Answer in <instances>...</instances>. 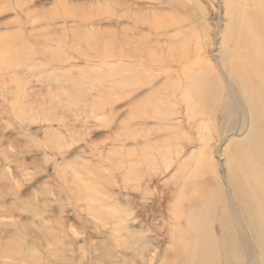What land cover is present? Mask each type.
Here are the masks:
<instances>
[{
    "label": "rangeland",
    "instance_id": "rangeland-1",
    "mask_svg": "<svg viewBox=\"0 0 264 264\" xmlns=\"http://www.w3.org/2000/svg\"><path fill=\"white\" fill-rule=\"evenodd\" d=\"M225 1L0 0V42L2 38L17 33V24L23 26L22 36L27 34L34 38L56 36L60 33L72 36L79 32L89 37H98L103 42H111L113 38H124L127 34H137L139 38L140 33H143L152 45L154 42H161L164 49L172 47L175 35L180 41H177L178 44L189 42V45H186L191 57L195 62L200 59L201 62H197L205 66L196 63L199 68L202 66L203 72H198L197 79L194 77L196 82L193 80L190 83L184 98L176 80L173 88V83L166 84L164 73L167 71L164 69L142 74L125 72L122 81L119 79L121 75L117 76L116 72L120 74L118 68L123 67V64L126 66V62H118L120 67L117 63L101 68L84 65V69L88 71L78 74L84 82L80 81L81 89L73 94L70 92L73 85L71 81L59 78L63 72H69V67L46 68L35 59L31 65L15 66L9 71L4 65L12 55L0 53V245H8L16 253V257L0 254V264H170L181 249L184 251L187 248L190 252L188 254L187 250L184 251L187 253L184 255L188 256L185 259L187 264H227V260L232 262L230 264H235L236 261V264H240L238 257L241 255L250 259L251 264L264 263L260 257L263 250L261 246H264V215L260 216L262 210L261 214H264V187L261 185L264 184V17L263 20L260 18L264 16V0H260L261 3L259 0H247L248 4L246 0H232L239 2L237 5L227 0V4L231 3L229 8L226 7ZM232 6H236L237 11L230 10L233 9ZM247 8V13L242 11ZM66 9L83 16L88 15L87 12L93 11V14L81 21L67 17ZM225 11L232 13L231 18ZM54 12L63 16V20L45 24L44 18ZM234 12H237L236 16ZM143 16L146 20L156 19V22L166 19L167 21L163 22L166 21L167 24L178 20V25L174 23L177 28L169 26L172 30L169 28L167 32H161L162 35L158 34L159 42L153 34L150 35L147 24H142L143 28L140 26V30H130L131 21ZM239 16L246 18L243 19L244 26ZM235 22L238 23L237 26ZM257 26L260 28L255 30ZM183 31L190 40H185ZM188 31H191V34ZM247 34L250 39H247ZM223 35L226 39H223ZM228 35L240 41L237 47V41L229 39ZM176 40L174 45H177ZM244 41H250L246 44L247 48L249 45V50L245 49ZM193 43L196 46H192ZM165 44L169 46L166 47ZM194 47L196 51L193 50ZM224 47L228 48L227 51ZM222 50L226 52L225 56ZM244 51L250 52L246 55ZM255 53L257 55H253ZM18 62L21 63L20 59ZM81 66L83 65L80 64ZM114 66L118 68H114L112 72ZM89 71L92 73L89 74ZM108 71L113 73L112 78L111 72L108 74ZM175 71L172 69L168 72L173 76ZM157 72L158 75L153 76ZM97 74L101 78L98 82L100 86L92 89L88 80L92 76L95 78ZM125 77L129 78L130 84L133 81V85L127 84ZM10 78H14V82L6 86L4 82ZM136 79H142L141 82L151 81L154 90L160 89L165 92L164 95L172 97L166 101L165 107L161 108L163 111L154 106L155 101L163 97L160 96L161 93L153 97L149 90L146 91L147 88H143L139 92L136 91L137 94L129 96L140 83L138 81L137 84ZM111 81L119 85L109 87L112 85ZM113 87H117V90ZM119 87L121 89H118ZM203 87L204 90L201 89ZM242 87L252 97V106L242 99ZM172 89L176 91L173 92ZM230 90L235 93V100ZM103 91H107L109 99L101 98L98 92ZM173 93H176V98L172 96ZM70 95L77 97L75 105L69 101ZM152 98L154 99L150 100ZM106 100H111V104ZM140 100H143L145 108L138 105ZM182 101L190 105L193 111L198 110L200 114L196 112L197 116H193L191 121L184 120L180 107L177 106ZM168 103L170 104L167 106ZM164 108L168 113L173 110L180 112L179 119L176 120L177 125L170 128L154 119L142 121L135 116L136 112L163 113ZM203 114L206 117L203 118ZM235 139L236 141H233ZM143 158H146V166L142 162ZM232 171L235 174H232ZM255 172H260L259 180ZM260 174H263V177ZM192 177L196 180L192 181ZM259 181L262 183L258 184ZM256 193L258 196H255ZM199 194H203L201 198ZM247 197L254 208L249 216L243 207L249 202ZM259 199L262 202L258 201ZM180 209L182 210L177 211ZM190 212H194L195 217L199 219L196 221ZM189 214L194 219L190 218ZM255 216H258V219ZM260 218L262 220L258 221ZM190 220H193V223ZM195 223H199L196 227H203L207 234L193 228L192 224ZM208 235L209 243L206 242ZM195 236L196 240L193 238ZM255 236L261 246H258ZM225 239L228 242L225 243ZM197 244L200 247L198 250ZM195 251L197 256L194 255Z\"/></svg>",
    "mask_w": 264,
    "mask_h": 264
},
{
    "label": "bare ground",
    "instance_id": "bare-ground-1",
    "mask_svg": "<svg viewBox=\"0 0 264 264\" xmlns=\"http://www.w3.org/2000/svg\"><path fill=\"white\" fill-rule=\"evenodd\" d=\"M240 1H242V0H239V2ZM247 1V0H246ZM250 1V0H249ZM255 1V0H254ZM262 1V0H261ZM261 1L259 0V3H261ZM226 3H225V5L227 4V0L225 1ZM231 2H232V0H231ZM235 2V1H234ZM234 2H232L233 4H234ZM239 2H235V4L237 5V3H239ZM245 2V1H244ZM251 2V1H250ZM256 3V2H255ZM258 3V2H257ZM229 4H231V3H229ZM229 4H227L226 5V7H228L229 8ZM242 4V3H241ZM241 4H240V6H241ZM247 4H248V1H247ZM254 5V3L251 5V6H253ZM244 7H245V5H243ZM249 6V5H248ZM247 6V7H248ZM225 7V10L227 9ZM236 6H232V8L233 9H230V10H233L234 11V9L237 11V9L235 8ZM231 8V7H230ZM241 8V7H240ZM240 8H239V10H240ZM243 8V7H242ZM241 8V9H242ZM252 8H254V7H252ZM259 9V8H258ZM258 9H256L257 11H258ZM262 9V8H261ZM260 9V10H261ZM99 10H101V9H99ZM227 11V10H226ZM225 11V12H226ZM242 11H245L246 13H247V11H248V8H247V10H242ZM94 12H97V11H94ZM239 12V11H238ZM245 12H243V14H244V16H245ZM250 12H253V10L251 11L250 10ZM259 12V11H258ZM261 12V11H260ZM138 13V12H137ZM227 13V12H226ZM231 13V12H230ZM230 13H227L226 15L227 16H231L232 15V13L230 14ZM235 13V12H234ZM240 13H241V10H240ZM249 13V12H248ZM87 14L88 15H85V16H83V15H80V14H77L75 11H73V10H68V9H66L65 10V15L67 16V17H74V18H77V19H79V20H81V21H83V20H85L90 14H93V11L92 12H87ZM140 13H138V15H139ZM161 14V13H160ZM236 14H237V12L235 13V16H236ZM262 14V13H261ZM249 16H253L252 14L250 15V14H248ZM248 15H246V17H248ZM260 15V14H259ZM25 16H27V13L25 14ZM140 16V15H139ZM158 16V15H157ZM162 16L164 17V15L162 14ZM171 16V15H170ZM238 16V15H237ZM241 16V15H240ZM239 16V17H240ZM144 17L145 16H143V17H141V19H140V17L139 18H135V20H132L131 21V26H130V30H133L134 28H137V29H139L140 30V26H141V28H143L142 27V24H147L148 25V27L147 28H149L148 30L150 31V35H154V37H156V41H159L160 42V40H159V38L157 37L158 36V34H160L161 32L163 33V32H167L168 30H169V28H173V27H175V25H174V23H176V22H178V20H176V22H175V20H174V22L172 23L171 21H170V19H169V21L171 22V24H167V20L166 19H163V18H159L160 20H166L165 22H163V20H162V22L161 21H159V22H156V19L154 20V21H152L151 19L150 20H146V19H144ZM161 17V16H160ZM177 17L178 16H176V19H177ZM228 17V18H229ZM256 17H257V15H256ZM263 17L264 16H260V18H262V20H263ZM49 18V19H48ZM48 18H44V20H43V22L45 23V24H54V23H56V22H58V21H62L63 20V16H60V15H58V13L57 12H54L53 14H51ZM148 18V17H147ZM149 18H151V17H149ZM165 18H166V16H165ZM231 18V17H230ZM229 18V19H230ZM258 18V17H257ZM130 19V18H129ZM239 19V18H238ZM238 19H237V21H238ZM242 19V20H241ZM243 19H246L245 17L243 18H241L240 17V21L243 23V25L242 26H244V20ZM253 19V18H252ZM172 20H173V18H172ZM180 20V19H179ZM234 21H235V19H233ZM249 20V19H248ZM254 20V19H253ZM185 21V20H184ZM230 21H231V19H230ZM236 21V22H237ZM233 22V21H232ZM236 22H235V25L237 26L238 25V23L236 24ZM230 23V22H229ZM241 23V24H242ZM253 23H254V21H253ZM263 23H264V20H263ZM177 24V23H176ZM180 25H181V22L179 23ZM185 24H186V21H185ZM240 24V23H239ZM248 24H250V23H248ZM255 24V23H254ZM172 25H174V26H172ZM178 25V24H177ZM232 26L234 25V24H231ZM169 26H171V27H169ZM229 26V25H228ZM241 26V25H240ZM241 26V27H242ZM253 26V25H252ZM255 26V25H254ZM253 26V27H254ZM145 27V26H144ZM180 27V26H179ZM179 27H178V31L180 30L179 29ZM182 27H184V26H182ZM16 28H17V33L16 34H14V36H9V37H4V38H2L3 40L0 42V53L1 54H6V53H10L11 55H12V58L4 65V67H5V69H7V70H12V68H14L15 66H24V65H31V64H33L32 62H34V60L35 59H38L39 61H40V63L42 64V66H44V67H46V68H51V69H63L64 67H69L68 68V70H69V72H67V73H65V72H63L61 75L62 76H59V78L61 77V79H66V80H69V81H71V84H73V85H71V86H69V87H71V89H70V92L71 93H75V91L76 90H79V88L81 89V82L80 81H83V80H80V78L78 77V74L79 73H81V72H85V71H88V70H86V69H84L85 67H84V65H87V67H90V66H95V67H104V66H108L109 64H115V63H117L116 65H118V62H126V66H124V64H123V67L121 66H119L118 65V67H120V68H118L117 66V68L119 69V72H120V74H117V72H116V75L117 76H119V75H121L120 77H119V79H124L123 78V76H125L124 74H126L127 72H132V73H134V74H136V72L137 73H139L140 72V74H142V72H147V71H151V70H161V69H164V70H166L167 72L166 73H164V77H165V81H166V84H174V86H172V88L173 87H175V82L177 81V84H179L180 85V88H181V93H182V95L181 96H183V98H184V94L185 93H187L188 92V88H189V85H190V83L194 80V77L196 78V75L197 74H199L198 72L200 71V72H203L202 71V69H201V67L202 66H204V65H202L201 63H199V62H201L200 61V59H197L196 60V62L194 61V58H192L191 57V55H190V53H189V51H188V48H187V45H189V42H185V44H178L177 43V41H179L177 38H175V35H173V37H174V39L176 40V43H177V45H174V42H175V40L173 41V45H172V47H168L167 49L165 48H163L162 46H161V42L158 44V43H156V42H154L153 43V45L151 44V41L150 40H148V38H147V35L145 36L143 33H140L141 34V37H139L138 38V36H137V34H127L124 38H120V39H117V38H113V40L111 41V42H103L100 38H98V37H95V38H93V37H89V36H87V35H85V34H82V33H79V32H75L72 36H68V35H63V34H57L56 36H54V35H51V36H41V37H39V38H34L33 36H31V35H27L26 34V36H22L21 35V32H22V30H23V26L22 25H20V24H17L16 25ZM172 28H171V30H172ZM175 28H177V27H175ZM239 28V27H238ZM260 27L259 26H257V28H255V30L256 29H259ZM241 29V28H240ZM243 29V28H242ZM263 29V28H262ZM177 30V29H176ZM234 30V29H233ZM237 30V29H236ZM235 30V31H236ZM229 31V30H228ZM234 31V32H235ZM239 31V30H238ZM242 31V30H241ZM245 31V30H244ZM258 31V30H257ZM261 31H263V30H261ZM57 32V31H56ZM189 32V31H188ZM227 32V31H226ZM243 32V31H242ZM242 32H241V34H242ZM250 32V31H249ZM162 33L160 34V35H162ZM179 33V32H178ZM181 33H182V30H181ZM190 34H191V31L189 32ZM223 33H225V32H223ZM229 33L231 34V31H229ZM232 33H233V31H232ZM238 33V32H237ZM258 33V32H257ZM259 33H261L260 32V30H259ZM263 33V32H262ZM261 33V34H262ZM235 34H236V32H235ZM249 34V33H248ZM248 34H247V39L249 38L248 37ZM152 35V36H153ZM168 35V37H169V34H167ZM178 35V34H177ZM180 35V34H179ZM178 35V36H179ZM183 35H184V31H183ZM182 35V36H183ZM263 35V34H262ZM137 36V37H136ZM140 36V35H139ZM185 36V40L186 41H188V40H190V39H187V37H186V35H184ZM191 36V35H190ZM228 36H230V35H228ZM237 36V35H236ZM250 36V35H249ZM261 36V35H260ZM162 37V36H161ZM160 37V38H161ZM171 37V36H170ZM225 37H226V35H225ZM245 37V32H244V35H243V38ZM251 37V36H250ZM262 37V36H261ZM164 38H165V36H164ZM182 38V37H181ZM190 38V37H189ZM231 38V36L229 37V39ZM233 38V37H232ZM231 38V39H232ZM263 38V37H262ZM262 38H260V40L262 41ZM163 39V38H162ZM161 39V40H162ZM168 39V38H167ZM170 39V38H169ZM168 39V40H169ZM191 39H192V37H191ZM223 39H226V38H224V35H223ZM235 41H237L236 43H238V44H236V47H237V45H239V40H236L235 39V37L233 38ZM250 39V38H249ZM167 40V41H168ZM181 40V39H180ZM233 40V41H234ZM240 40H242V37H241V39ZM165 41V40H164ZM226 41V40H225ZM234 41V42H235ZM239 41V42H238ZM172 42V41H171ZM180 42V41H179ZM224 42V41H223ZM229 43H230V41H228ZM245 42V41H244ZM247 42H250V41H247ZM247 42H245V44L243 43V45H245V49H247V50H249L248 48H249V45H248V48H247V46H246V44H247ZM252 42H253V40H252ZM162 43H163V41H162ZM169 43H170V41H169ZM164 44V43H163ZM187 44V45H186ZM226 44H227V41H226ZM225 43H224V45H226ZM251 44V43H250ZM264 44V43H263ZM166 45V44H165ZM231 44H229V46H230ZM167 46H169L168 44L166 45V47ZM192 46H196V45H194V43H193V45ZM251 46V45H250ZM252 46H254V45H252ZM255 46H257V45H255ZM226 47H227V45H226ZM33 48H35L34 50H32ZM190 48V47H189ZM225 48V47H224ZM233 48V47H232ZM242 48V47H241ZM254 48V47H253ZM257 48H258V46H257ZM261 48H263V47H261ZM196 48L194 47V49L193 50H195ZM222 49H223V47H222ZM226 49V48H225ZM228 49V48H227ZM227 49H226V51H227ZM230 50V49H229ZM244 50V49H243ZM196 51V50H195ZM223 51V50H222ZM261 51V50H260ZM224 52V56H225V51H223ZM241 52V51H240ZM245 52V51H244ZM250 52V51H249ZM248 51H246L244 54H246V53H249ZM264 52V51H263ZM239 53V52H238ZM227 54H229L230 55V53H227ZM194 55V54H193ZM192 55V56H193ZM198 55V54H197ZM247 55V54H246ZM253 55H257L256 53L255 54H253ZM259 55V54H258ZM195 56V55H194ZM198 57H199V55H198ZM255 58H256V56H254ZM259 57V56H258ZM257 57V58H258ZM219 58H220V56H219ZM20 59V61H21V63L20 62H18V60ZM224 59V58H223ZM261 59V58H260ZM226 60V59H225ZM228 60V59H227ZM247 60H248V58H247ZM252 60V59H251ZM250 60V61H251ZM197 61H199V62H197ZM237 61V60H236ZM229 62V61H228ZM231 62V61H230ZM238 62V61H237ZM244 62V61H243ZM247 62V61H246ZM196 63H198L199 65H202V66H200V68H199V65H197ZM221 63H222V61H221ZM224 63H225V61H224ZM78 64V65H77ZM80 64L81 65H83V66H81L80 67ZM120 65L122 64V63H119ZM128 64V65H127ZM218 64H219V62H218ZM217 64V65H218ZM229 64V63H228ZM250 65V64H249ZM222 66V65H221ZM115 66L113 67V69H112V72L114 71V68H116ZM205 67V66H204ZM34 68H36L37 69V66H35ZM111 68H112V66H111ZM116 68V69H117ZM208 68V67H207ZM210 68H212V67H210ZM104 69V68H103ZM109 69V68H108ZM172 69H175L176 71H175V74L172 76V73H170V72H168L169 70H172ZM199 69H201V70H199ZM213 69V68H212ZM224 69V68H223ZM109 70H111V69H109ZM103 71V70H102ZM104 71H107V70H105L104 69ZM116 71V70H115ZM219 71V70H218ZM221 71V70H220ZM95 72V69L93 70V73ZM109 72H111V71H108L107 73L109 74ZM111 72V74H110V77L112 78L113 76H112V73ZM126 72V73H125ZM159 72V71H158ZM158 72H157V74L155 75H153V76H157L158 75ZM204 72H206L205 70H204ZM87 73V72H86ZM91 73H92V71H91ZM90 73V71H89V74H91ZM131 73V74H132ZM222 73V72H221ZM96 74V73H95ZM115 74V73H114ZM140 74H139V76H140ZM201 74V73H200ZM226 74V73H225ZM116 75H114L115 77H116V79H117V76ZM109 76V75H108ZM138 76V75H137ZM152 76V75H151ZM153 76L151 77V78H153ZM133 77V76H132ZM143 77H145V78H147L146 76H143ZM142 77V79H144ZM150 77V76H149ZM54 78H56V76L54 77ZM54 78H53V80H54ZM133 78H135V77H133ZM151 78L149 79V80H151ZM158 78V77H157ZM174 78V79H173ZM199 78V77H198ZM238 78V77H237ZM129 78H127V77H125V82H128L129 80H128ZM142 79L140 80H137L136 79V82H137V84H138V81H140V83H139V85H137V88H135L134 90H132V92H130L129 93V96H133L134 94H137L138 92H139V90H141V89H143V88H147V90L146 91H150V93L152 94V96L154 97V95H156V96H158L157 94H159V93H161L160 94V96L162 95L163 97L162 98H160V99H158V100H156L155 101V104H154V106H155V108L157 107V109H160V111H163V110H161V108L164 106V104L166 103V101L167 100H171V98L172 97H170V96H166V95H164L163 93H165L164 91H160V89H156V90H154V88H153V86L150 84V82H148V81H143V82H141L142 81ZM154 79H155V77H154ZM197 79V78H196ZM56 80V79H55ZM101 80V78H100V76L97 74V75H95V78H94V76H92L89 80H88V84H90L93 88L92 89H94V87H99L100 85H99V81ZM131 80H132V78H131ZM145 80V79H144ZM156 80V79H155ZM154 80V81H155ZM174 80H176L175 82H174ZM116 80H114V82H115ZM120 81V80H119ZM123 81V80H122ZM134 81H135V79H134ZM153 81V80H152ZM153 81V82H154ZM195 81V80H194ZM13 82H14V78H10V79H7V80H5V82H4V84L6 85V86H10V85H12L13 84ZM84 82V81H83ZM90 82V83H89ZM113 81H111V83H112ZM130 83H131V81H129ZM127 83V84H130V83ZM136 82H134V83H136ZM196 82V81H195ZM198 82H201V81H198ZM234 82V81H233ZM236 82H237V80H236ZM119 83V82H118ZM123 83V82H122ZM152 83V82H151ZM227 83V82H226ZM106 84H107V82H106ZM106 84L104 83V86H106ZM126 84V85H127ZM115 86V85H119V84H113L112 83V85L111 86H109V87H112V86ZM123 85V84H122ZM130 85H133V81H132V84H130ZM197 85V84H196ZM195 85V86H196ZM201 85V84H200ZM228 85V84H227ZM107 86H108V84H107ZM120 86H121V81H120ZM124 86V85H123ZM128 86V85H127ZM126 86V87H127ZM156 86V85H155ZM154 86V87H155ZM169 86V85H168ZM167 86V87H168ZM191 86H193V85H191ZM21 87V86H20ZM90 87V86H89ZM118 87V86H117ZM117 87H113L114 88V90H115V88H116V90H117ZM128 87H130V86H128ZM159 87V86H158ZM160 87H161V85H160ZM177 87H179V86H177ZM194 87V86H193ZM156 88V87H155ZM195 88H197V86L195 87ZM98 89V88H97ZM96 89V90H97ZM118 89H121L120 87L118 88ZM169 89V88H168ZM171 89V88H170ZM201 89H203L204 90V87L203 88H201ZM99 90V89H98ZM97 90V91H98ZM175 90V89H174ZM173 89H172V91L173 92H175ZM198 90V92L200 91V89H197ZM232 90V89H231ZM230 90V91H231ZM101 91V90H100ZM136 91H138V92H136ZM148 91V92H149ZM107 92V91H106ZM106 92H98V93H100V96H101V98L103 97V98H107L108 97V99H109V96H107L106 95ZM111 92V91H110ZM112 92H114V91H112ZM116 92V91H115ZM119 92V91H118ZM117 92V93H118ZM120 92H121V90H120ZM125 93V92H124ZM149 93V95L151 96V94ZM204 93V92H203ZM120 94V93H119ZM126 94V93H125ZM148 94V93H147ZM146 94V95H147ZM168 94V93H167ZM175 94L176 93H173L172 94V96H174V98H176L175 97ZM231 94L233 95V97H234V100H235V98H236V95H235V93L233 92V91H231ZM240 94H241V96H242V99L246 102V103H249L251 106H252V103H251V99H252V97H250V95H248V93L244 90V88L242 87L241 88V91H240ZM105 95H106V97H105ZM120 95H122V94H120ZM127 95V94H126ZM179 95H180V93H179ZM178 95V96H179ZM226 95H228L227 93H226ZM155 96V97H156ZM190 96V95H189ZM111 97V96H110ZM146 97V96H145ZM144 97V98H145ZM188 97V96H187ZM202 97V96H201ZM224 97V96H223ZM99 98V97H98ZM100 98V99H101ZM150 98V97H149ZM180 98V97H179ZM182 98V99H183ZM203 98V97H202ZM68 99H69V101H71V104H73L72 102H74V101H76L77 100V97L76 96H74V95H70V97H68ZM76 99V100H75ZM99 99V100H100ZM107 99V100H108ZM154 98H152V99H150V100H153ZM157 99V98H156ZM182 99H180V100H182ZM190 99H192V96L190 97ZM227 99V98H226ZM98 100V101H99ZM103 100V99H102ZM102 100H101V102H102ZM106 100V101H107ZM111 100H112V98H111ZM110 100V101H111ZM194 100V99H193ZM110 101H107V102H109V105L111 104L110 103ZM149 101V100H148ZM183 101H184V99H183ZM181 102V103H179V105L177 104V106L178 107H180L179 109L181 110L180 112H181V114L183 115V118H184V120H186L187 119V121L188 120H192V117L194 116L195 117V115L197 116V114H200V112L198 111V110H196V112H198L197 114H196V112L195 111H193L189 106L190 105H188L187 103H185V102ZM227 101V100H226ZM172 103H173V101H171ZM187 102V101H186ZM202 102H203V100H202ZM222 102H224L225 104H224V106L226 107V102L224 101V99L222 100ZM237 102V101H236ZM235 102V103H236ZM76 103H77V101H76ZM75 102H74V105L76 104ZM97 103H99V102H97ZM148 103V102H147ZM151 103V102H150ZM153 103V102H152ZM189 103H191V102H189ZM196 103V105H197V102H195ZM204 103V102H203ZM100 104V103H99ZM107 104V103H106ZM170 103H168V104H166L167 106L169 105ZM194 104V103H193ZM105 105V104H104ZM138 105H140V106H142V107H146L145 105H144V102H143V100H140V101H138ZM150 105V104H149ZM152 105V104H151ZM203 105V104H202ZM223 105V104H222ZM108 106V105H107ZM192 106V105H191ZM223 106V108H225ZM110 107V106H109ZM141 107V108H142ZM150 107V106H149ZM165 107V106H164ZM176 107V106H175ZM195 107V106H194ZM239 107H240V105H239ZM148 108V107H147ZM152 108V107H151ZM169 108V107H168ZM167 108V109H168ZM201 108H203V107H201ZM153 109V108H152ZM163 109V108H162ZM170 109V108H169ZM222 109V108H221ZM220 109V110H221ZM226 109V108H225ZM238 109V108H237ZM248 109V108H247ZM201 110V109H200ZM240 110V109H239ZM134 111H136V110H134ZM143 111V110H142ZM229 111V110H228ZM233 111V110H232ZM156 112H158V111H156ZM180 112H174V110L173 111H171V113L169 112L168 113V111H165V108H164V112L163 113H156V114H153L154 113V111H153V115L152 114H148V113H144V114H139V113H135V116H137L140 120H142V121H145V120H148V119H150L151 118V120H156V121H158L159 123L161 122V124L163 123L164 125H168L170 128H171V126H175V125H177L178 123H177V121L176 120H178L179 118V115H180ZM231 112V111H230ZM230 112H228V113H230ZM234 112V111H233ZM241 112V111H240ZM203 113V112H202ZM220 113V112H219ZM232 113V112H231ZM239 113V112H238ZM204 115V114H203ZM203 115H201L203 118L204 117H206L205 115L203 116ZM231 115V114H230ZM227 116V115H226ZM234 116V115H233ZM232 116V117H233ZM242 116V115H241ZM230 117V116H229ZM178 118V119H177ZM226 118V117H225ZM239 118V117H238ZM251 119V118H250ZM200 120V119H199ZM199 120H197V121H199ZM202 120V119H201ZM206 120V119H205ZM215 120V119H214ZM226 120H224V122H225ZM204 122V121H203ZM223 122V123H224ZM251 122V121H250ZM226 123V122H225ZM224 123V124H225ZM160 124V125H161ZM199 124V123H198ZM215 124V123H214ZM200 127H201V121H200ZM250 125H251V123H250ZM250 125H249V129H250ZM206 126V125H205ZM204 126V127H205ZM199 127V126H198ZM253 127V126H252ZM223 128V127H222ZM221 128V129H222ZM205 129V128H204ZM219 130V129H218ZM220 131V130H219ZM223 131V130H222ZM222 131H220V132H222ZM202 132H203V128H202ZM223 133H224V131H223ZM229 133V132H228ZM231 133V132H230ZM233 133V132H232ZM248 133V132H247ZM260 133V132H259ZM221 134V133H220ZM203 135V134H202ZM227 135V134H226ZM246 135V134H245ZM222 136V135H221ZM204 136H202V138H203ZM170 138V137H169ZM233 138V137H232ZM246 138V137H245ZM251 138V137H250ZM249 138V139H250ZM254 138H255V136H254ZM172 139V138H171ZM175 139V138H174ZM229 140V139H228ZM172 142L174 141V140H171ZM176 141H177V139H176ZM178 141H179V139H178ZM177 141V142H178ZM230 141H232V139L230 140ZM233 141H236V139L235 140H233ZM241 141V140H240ZM172 142H170L171 144H174V143H172ZM255 142H257V141H255ZM254 142V143H255ZM169 143V144H170ZM243 144H244V142H242ZM242 143H240V145L242 144ZM245 143H246V141H245ZM166 144V143H165ZM170 144V145H171ZM239 144V143H238ZM247 144H248V142H247ZM236 144H234V146H235ZM248 146V145H247ZM241 147H243L242 145H241ZM249 147H251V146H249ZM258 147H259V144H258ZM257 147V148H258ZM261 147H262V144H261ZM149 148H150V146H149ZM235 148V147H234ZM237 148V147H236ZM248 148V147H247ZM256 149V148H255ZM237 150V149H236ZM241 150V149H240ZM260 150V149H259ZM259 150H257V152H259ZM233 151V150H232ZM263 151V150H262ZM231 152V151H230ZM261 152V151H260ZM252 153V152H251ZM250 153V154H251ZM262 153V152H261ZM257 155V154H256ZM262 155V154H261ZM263 156V155H262ZM258 157H259V155H258ZM141 159H142V157H140ZM199 158V157H198ZM242 158V157H241ZM254 158V157H253ZM146 158H143V160H142V162H143V164L144 163H146L145 160ZM261 159V158H260ZM158 161V160H157ZM196 161V160H195ZM236 161V160H235ZM241 162V161H240ZM148 163V162H147ZM161 163V162H160ZM164 163V162H163ZM204 163V162H203ZM242 164V163H241ZM264 164V163H263ZM145 165V164H144ZM147 165V164H146ZM145 165V166H146ZM246 165V164H245ZM253 165V164H252ZM232 166V165H231ZM234 166V165H233ZM259 166H260V164H259ZM262 167H264V166H262ZM194 168V167H193ZM255 167H253V169H254ZM257 168H259V167H257ZM262 169V168H261ZM195 170V169H194ZM194 170H192V172H195ZM200 170V169H199ZM245 170V169H244ZM255 170V169H254ZM230 171V170H229ZM170 172V171H169ZM231 172V171H230ZM262 172V171H261ZM180 173H181V171H180ZM179 172H178V174H180ZM184 173V172H183ZM188 173V172H187ZM234 172L232 171V174H233ZM237 173V172H236ZM260 173V172H259ZM259 173H257L256 174V172H255V174L258 176V174ZM177 174V173H176ZM194 173H192V175H193ZM202 174V173H201ZM235 174V173H234ZM247 174V173H246ZM148 175V174H147ZM186 175V174H185ZM184 175V176H185ZM188 175V174H187ZM196 175V174H195ZM231 175V174H230ZM239 175H240V172H239ZM245 175V174H244ZM252 175V174H251ZM261 175V174H260ZM177 176V175H176ZM227 176V175H226ZM229 176V175H228ZM236 176V175H235ZM241 176V175H240ZM262 177H263V174L261 175ZM148 177V176H147ZM190 177H191V174H190ZM195 177V176H194ZM194 177H192V181H194V180H196V179H194L193 180V178ZM218 177V176H217ZM245 177H246V175H245ZM187 178V177H186ZM196 178V177H195ZM216 178V177H215ZM232 178H234V177H232ZM259 178V176L257 177V179ZM183 179V178H182ZM197 179H198V177H197ZM221 179V178H220ZM215 180V179H214ZM227 180V179H226ZM232 180V179H231ZM259 180V179H258ZM263 181V179H260V181ZM177 181V180H176ZM179 181V180H178ZM186 181V180H185ZM200 180H198V182H199ZM204 181V180H203ZM212 181V180H211ZM210 181V182H211ZM223 182H224V180H222ZM228 181V180H227ZM226 181V182H227ZM238 181V180H237ZM236 181V182H237ZM245 181V180H244ZM257 182L258 184L259 183H262V182ZM182 182V181H181ZM180 182V183H181ZM209 182V183H210ZM229 182V181H228ZM231 182V181H230ZM197 183V182H196ZM211 183H213V182H211ZM263 183H264V181H263ZM192 184V183H191ZM191 184H190V186H191ZM231 184V183H230ZM242 184V183H241ZM248 184V183H247ZM251 184H252V182H251ZM196 185V184H195ZM197 185H199V184H197ZM203 185V184H202ZM213 185V184H212ZM237 185V184H236ZM254 185V184H253ZM261 185H263V187H264V184H261ZM201 186V185H200ZM199 186V187H200ZM208 186V185H207ZM181 187H182V185H181ZM195 187V186H194ZM238 187V186H237ZM243 187V186H242ZM262 187V188H263ZM182 188H184V187H182ZM189 188V187H188ZM213 188H215V187H213ZM213 188H212V190H213ZM192 189V188H191ZM200 189V188H199ZM199 189H195L196 191L197 190H199ZM202 189V188H201ZM187 190V189H186ZM194 190V189H193ZM194 190V191H195ZM204 190V189H203ZM232 190V189H231ZM206 191V190H205ZM204 191V192H205ZM230 191V190H229ZM245 191H247V190H245ZM261 191V190H260ZM259 191V192H260ZM180 192V191H179ZM183 192V191H182ZM211 192V191H210ZM232 192V191H231ZM258 192V191H257ZM193 192H191V194H192ZM200 193H203V192H200ZM213 193V192H212ZM261 193V192H260ZM263 191H262V195H263ZM180 194H181V192H180ZM184 194V193H183ZM215 194V193H214ZM225 194V193H224ZM249 194V193H248ZM185 195V194H184ZM197 195V194H196ZM200 195V194H199ZM201 195H203V194H201ZM200 195V198L202 197ZM261 195V194H260ZM181 196H182V194H181ZM216 196H217V194H216ZM232 196H233V194H232ZM245 196H246V194H245ZM249 196V195H248ZM255 196H258L257 195V193H256V195ZM99 197V196H98ZM225 197V196H224ZM242 197V196H241ZM179 199H180V197H178ZM185 198V197H184ZM204 198H206V197H204ZM214 198H215V196H214ZM255 198V197H254ZM261 198V197H260ZM247 199L249 200V202H247V204H245V206L243 205V207L245 208V211L248 213V216H249V213L250 214H252V212H253V207H252V205H251V200H250V198H248L247 197ZM263 199H264V196H263ZM262 199V200H263ZM178 200V199H177ZM176 200V201H177ZM185 200V199H184ZM187 200V199H186ZM197 200H198V198H197ZM203 200V199H202ZM189 201V200H188ZM199 201V200H198ZM201 201V200H200ZM258 201H261L260 199L258 200ZM264 201V200H263ZM178 202V201H177ZM209 202V201H208ZM222 202V201H221ZM262 202V201H261ZM191 203V202H190ZM202 203V202H201ZM200 203V204H201ZM212 203V202H211ZM256 203V202H255ZM259 204V203H258ZM257 204V205H258ZM262 204V203H261ZM181 205V204H180ZM194 205H195V203H194ZM219 206V205H218ZM240 206V205H239ZM260 206V205H259ZM186 207V206H185ZM188 207V206H187ZM237 207V206H236ZM256 207V206H255ZM263 208H264V206H262ZM177 208V207H176ZM179 208V207H178ZM191 208V207H190ZM193 208H191V210H192ZM259 209V208H258ZM257 209V210H258ZM173 210V209H172ZM176 210V209H175ZM182 209H180V210H177V211H181ZM184 210V209H183ZM188 210V209H187ZM226 210V209H225ZM262 210V209H261ZM176 211V212H177ZM175 212V213H176ZM220 212V211H219ZM218 212V213H219ZM259 212V211H258ZM180 213V212H179ZM182 213V212H181ZM204 213V212H203ZM256 213H257V211H256ZM261 213H263V210H262V212ZM260 213V216L261 217H263L262 215H264V214H261ZM190 214H192L194 217H195V215H194V212H190ZM189 214V217L190 218H192L193 216L192 215H190ZM197 214H198V212H197ZM197 214H196V216H197ZM235 215H236V213H234ZM174 215V214H173ZM179 215V214H178ZM200 215V214H199ZM208 215V214H207ZM211 215V214H210ZM222 215V214H221ZM257 215V214H256ZM174 216H176V215H174ZM259 216V215H258ZM257 216V217H258ZM194 217H193V219H194ZM256 217V216H255ZM256 217V218H257ZM185 218V217H184ZM196 219H199V218H196L195 217V220ZM215 219V218H214ZM258 219V218H257ZM181 220V219H180ZM228 220V219H227ZM230 220V219H229ZM237 220V219H236ZM262 220V218H260L258 221H261ZM177 221V220H176ZM185 220H183V222H184ZM191 222L193 221V220H190ZM197 221V220H196ZM226 221V220H225ZM238 221V220H237ZM237 221H235V222H237ZM255 221H257V220H255ZM264 221V220H263ZM262 221V222H263ZM195 222V221H194ZM213 222V221H212ZM243 222V221H242ZM182 223V222H181ZM193 223V222H192ZM227 223V222H226ZM245 223H247V222H245ZM244 223V224H245ZM187 224V223H186ZM188 224H190V222H189V220H188ZM196 224V223H195ZM194 224V225H195ZM197 224H199V223H197ZM197 224L194 226L193 224H192V227L193 228H196L197 230H198V232L201 230V233H206L205 231H203L204 230V228L203 227H196L197 226ZM225 224V223H224ZM228 224V223H227ZM239 224H240V222H239ZM264 224V223H263ZM191 225V224H190ZM201 226V225H200ZM205 226V225H204ZM225 226H227V225H225ZM260 226V225H259ZM261 226H263V225H261ZM190 227V226H189ZM211 227H212V224H211ZM235 227H237V226H235ZM241 227H242V229H243V224H241ZM245 227H246V225H245ZM264 227V226H263ZM187 228H188V225H187ZM192 228V229H193ZM198 228H200V229H198ZM203 228V229H202ZM228 228V227H227ZM248 228V227H247ZM251 228V227H250ZM191 229V230H192ZM195 229V230H196ZM206 229H207V226H206ZM249 229V228H248ZM247 229V230H248ZM252 229V228H251ZM257 229V228H256ZM260 229V228H259ZM261 229H262V227H261ZM195 230H193V231H195ZM219 230V229H218ZM244 233H245V228H244ZM251 230H249V232H250ZM253 231H255V230H253ZM253 231H251V232H253ZM258 231V230H257ZM178 232V231H177ZM182 232V231H181ZM210 232V231H209ZM212 232V231H211ZM259 232V231H258ZM200 233V234H201ZM228 233V232H227ZM257 233V232H256ZM263 234H264V231L262 232ZM194 234V233H193ZM199 234V233H198ZM207 234V233H206ZM209 234V233H208ZM213 234V233H212ZM221 234H222V236H223V231H222V229H221ZM254 234V233H253ZM263 234H261V235H263ZM251 235V234H250ZM257 235V234H256ZM197 236V235H196ZM193 237L194 239L195 238H197V237H199V236H197V237ZM205 236V235H204ZM213 237H214V235H213ZM250 237V236H249ZM254 237V236H253ZM256 237L257 236H255V241H256ZM259 237V236H258ZM192 238V239H193ZM201 238V237H200ZM206 238V237H205ZM208 238L209 239H207L206 240V242H208L209 243V241H210V237H209V235H208ZM217 238V237H216ZM226 238V237H225ZM202 239V238H201ZM224 239V238H223ZM223 239H222V242H223ZM229 239V238H228ZM235 239V238H234ZM252 239V238H251ZM258 239H260L261 240V238H258ZM196 240V239H195ZM199 240V239H198ZM197 240V241H198ZM205 240V239H204ZM204 240H201V241H203L204 242ZM209 240V241H208ZM216 240V239H215ZM218 240V239H217ZM192 241V240H191ZM194 241V240H193ZM212 241H213V239H212ZM212 241H211V244H212ZM226 241H227V239H225L224 240V242L226 243ZM231 241V240H230ZM233 241V240H232ZM258 241L259 240H257L256 242H257V244H258V246L260 245L261 246V243L259 244L258 243ZM216 242V241H215ZM220 243H221V241H219ZM228 242V241H227ZM256 242H255V245H256ZM263 243L262 244H264V239H263V241H262ZM252 243H253V241H252ZM204 244H206L205 242H204ZM211 244H210V246H211ZM228 244V243H227ZM184 245H186V244H184ZM188 245V244H187ZM198 245L199 244H197V250L200 248V247H198ZM213 245H214V242H213ZM229 245V244H228ZM201 246H204V245H202L201 244ZM224 246V245H223ZM257 246V245H256ZM255 246V247H256ZM257 246V247H258ZM191 247V246H190ZM192 247H193V244H192ZM207 247H208V245H207ZM213 247V246H212ZM229 247V246H228ZM262 247V249L264 250V246H261ZM261 247H259V248H261ZM178 248V247H177ZM185 248H186V246H185ZM194 248V247H193ZM211 248V247H210ZM209 248V249H210ZM216 248V247H215ZM230 248V247H229ZM259 248H257L258 250H259ZM188 249V248H187ZM187 249H185V250H187ZM212 249V248H211ZM216 249H218V248H216ZM222 249V248H221ZM231 249V248H230ZM184 250V251H185ZM191 250H192V248H191ZM196 250V249H195ZM196 250V251H197ZM201 250V249H200ZM262 250V253H260V257H261V259L262 260H264V251ZM184 251H182V249H181V251H179V253L177 254V255H175V257H174V261L172 262V264H187V262H186V257H188V256H186V255H184V253H186V252H184ZM193 251V250H192ZM191 251V252H192ZM195 251V252H196ZM207 251H208V249L206 250V253H207ZM213 251V249L210 251V252H212ZM217 251V250H216ZM222 251V250H221ZM231 251V250H230ZM256 251V250H255ZM187 252H188V254L190 253L188 250H187ZM194 252V255H198V253L196 254ZM199 252V251H198ZM225 252V251H224ZM203 253H205V252H203ZM229 253V252H228ZM233 253V252H232ZM0 254L2 255V256H5V257H8V256H12V257H16V253L11 249V247L10 246H8V245H0ZM187 254V253H186ZM199 254H200V252H199ZM211 254H214V253H211ZM231 254V253H230ZM229 254V255H230ZM235 254H236V252H235ZM202 255V254H201ZM225 255V254H224ZM232 255V254H231ZM235 256V255H234ZM253 256V255H252ZM218 257H219V254H218ZM236 257V256H235ZM237 257H238V255H237ZM236 257V258H237ZM169 258V257H168ZM192 258V257H191ZM236 258H234V259H236ZM249 258V257H248ZM253 258V257H252ZM255 258H256V256H255ZM254 258V259H255ZM258 258V257H257ZM196 259V263L198 262L197 261V258H195ZM222 259V258H221ZM187 260H188V258H187ZM219 260V259H218ZM230 260V259H229ZM238 260H239V263L241 264H245V263H247V262H250L249 260L250 259H247L246 257H245V255H241L240 256V258L238 257ZM260 260V259H259ZM170 261V260H169ZM203 261V260H202ZM211 261H212V259H211ZM221 261V260H220ZM226 261V260H225ZM236 261V260H235ZM168 262V261H167ZM171 262H170V264H171ZM189 262V261H188ZM219 261H217V263H218ZM237 262V261H236ZM236 262H235V264H236ZM263 262V261H262ZM190 264L192 263V262H189ZM208 263V262H207ZM206 263V264H207ZM211 263H213V261L211 262ZM229 262H228V260H227V264H228ZM230 263H232V262H230ZM229 263V264H230ZM169 264V263H168ZM198 264H199V262H198ZM209 264H210V262H209ZM250 264H251V262H250ZM264 264V263H263Z\"/></svg>",
    "mask_w": 264,
    "mask_h": 264
}]
</instances>
